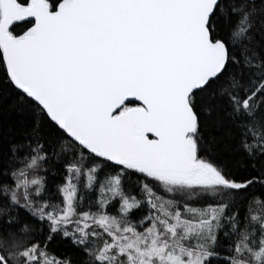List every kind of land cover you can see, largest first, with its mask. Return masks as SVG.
<instances>
[{"label": "snow or ice", "instance_id": "obj_1", "mask_svg": "<svg viewBox=\"0 0 264 264\" xmlns=\"http://www.w3.org/2000/svg\"><path fill=\"white\" fill-rule=\"evenodd\" d=\"M0 264H264V0H0Z\"/></svg>", "mask_w": 264, "mask_h": 264}]
</instances>
